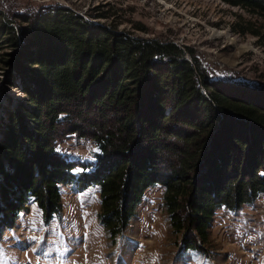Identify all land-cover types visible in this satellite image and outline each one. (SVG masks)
I'll list each match as a JSON object with an SVG mask.
<instances>
[{
  "label": "trees",
  "instance_id": "trees-1",
  "mask_svg": "<svg viewBox=\"0 0 264 264\" xmlns=\"http://www.w3.org/2000/svg\"><path fill=\"white\" fill-rule=\"evenodd\" d=\"M221 1L264 16V0ZM21 6L0 10V64L26 95L14 104L6 94L1 106V223L31 204L51 220L62 187H94L116 240L162 186L182 252L202 253L219 210L264 196V85L217 79L190 47L58 3ZM73 137L93 140L94 162L62 153Z\"/></svg>",
  "mask_w": 264,
  "mask_h": 264
},
{
  "label": "rangeland",
  "instance_id": "rangeland-1",
  "mask_svg": "<svg viewBox=\"0 0 264 264\" xmlns=\"http://www.w3.org/2000/svg\"><path fill=\"white\" fill-rule=\"evenodd\" d=\"M50 3L120 32L190 47L217 79L264 85L262 15L221 0H0V10ZM4 67L0 64V114L8 105L6 94L14 104L26 98L21 86H7ZM60 149L89 162L97 150L93 140L76 137ZM164 195L162 186L148 190L136 216L113 240L99 222V189L62 187L61 209L53 219L31 204L14 220L0 222V264H264V196L239 211L219 210L208 242L200 243L204 251L185 253L183 232L172 228Z\"/></svg>",
  "mask_w": 264,
  "mask_h": 264
}]
</instances>
